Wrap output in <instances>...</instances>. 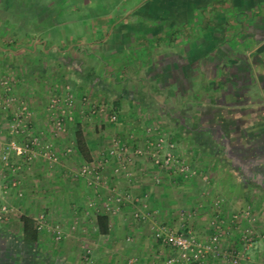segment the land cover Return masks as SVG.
<instances>
[{
    "label": "rangeland",
    "instance_id": "rangeland-1",
    "mask_svg": "<svg viewBox=\"0 0 264 264\" xmlns=\"http://www.w3.org/2000/svg\"><path fill=\"white\" fill-rule=\"evenodd\" d=\"M2 41L0 44L12 43ZM7 52L0 55V145L18 129L15 139H32L35 156L26 163L9 154V163L19 161L23 167L15 187L6 192L0 189L10 207L7 219L0 221V231L19 234L20 215L36 221L43 214L46 223L38 231V248L52 257V264H184L178 251L155 236L161 226L202 243L206 252L199 264H264V185L244 181V171L225 152L227 143L231 150L244 145L247 157V146L263 143L264 118L260 120L259 113L247 124L250 128L241 132L239 141L234 139L237 133H221V124L207 118L214 108L206 107L204 101L193 104L196 117L190 106L182 111L187 115L172 109L158 123L138 110L140 115L122 114L109 125L106 117L112 101L91 89L92 72L87 73L88 69L83 70V82H77L79 60L68 69L56 68L49 64L62 61L56 54ZM195 65L189 69L193 85L196 79L205 83L210 79L215 86L216 81L236 80L233 77L245 63ZM184 71L171 69L182 79ZM247 86L241 82L236 93L225 95L224 105L244 110L249 104ZM180 124L186 130L175 135L174 125L178 129ZM76 127L83 132L91 162L79 160L72 136ZM249 129L253 131H246ZM160 137L166 144H175L174 154L188 165L187 172L152 162V148L145 144ZM84 165L89 169L81 175ZM256 167L264 173L263 163ZM6 168L0 163V173H7ZM225 170L239 179L235 183L240 181L260 195L229 198ZM136 211L146 217L138 219ZM98 213L109 218L107 235L96 226Z\"/></svg>",
    "mask_w": 264,
    "mask_h": 264
},
{
    "label": "crops",
    "instance_id": "crops-1",
    "mask_svg": "<svg viewBox=\"0 0 264 264\" xmlns=\"http://www.w3.org/2000/svg\"><path fill=\"white\" fill-rule=\"evenodd\" d=\"M0 37L12 42L0 44V55L56 54L62 61L49 64L67 69L79 60L77 82L86 77L84 69L92 72L91 89L111 99L119 118L140 110L160 123L172 109L187 115L182 111L190 106L196 117L193 104L204 101L214 108L207 118L221 124V133H237V141L255 114L264 118V0H0ZM197 63L245 66L232 82L212 86L213 80L196 79L193 85L189 69ZM174 68L185 69V78L173 74ZM241 82L248 85L249 104L244 110L225 106V95L236 93ZM176 127L175 135L186 130L183 124ZM243 147L231 150L225 144L227 157L244 171V181L264 185L255 164L258 146H247L252 153L247 157ZM222 173L229 198L258 196L252 187L235 183L231 171Z\"/></svg>",
    "mask_w": 264,
    "mask_h": 264
},
{
    "label": "built area",
    "instance_id": "built-area-1",
    "mask_svg": "<svg viewBox=\"0 0 264 264\" xmlns=\"http://www.w3.org/2000/svg\"><path fill=\"white\" fill-rule=\"evenodd\" d=\"M109 121L114 122L116 120L115 115L110 114L108 116ZM61 125L58 121L57 126ZM60 128V127H57ZM22 131V129H21ZM15 132V130H14ZM20 130L16 129V133L18 134ZM13 135V136H14ZM10 138L5 144L0 145V163L7 165V173H0V189L2 192H6V189L10 186L15 187L18 183L17 174L23 167V164L18 162L9 163V154H16L20 156L24 162L30 163L35 154L33 151V141L30 139L29 141L20 142L15 139V136ZM163 137L155 138L154 140L148 139L146 141L145 147L152 148V152L149 151L152 162L156 166L160 167H171L177 166L180 172L185 173L188 171L189 167L185 164L184 160L179 158L174 154L175 144L173 142L168 141L166 144ZM124 145L122 144L121 147ZM69 150V149H68ZM112 152V151H111ZM138 153H142V150H136ZM56 160V157H54ZM29 168V166H27ZM88 166L84 165L81 167V175H85L88 171ZM19 194H21L19 192ZM10 213L9 205L3 200L2 195L0 194V221H5ZM134 216L138 219L145 218V214L140 211H136ZM35 224L37 231H39L42 227L45 226V218L43 214H40L35 219ZM61 232L58 231L57 238H60ZM155 236L160 239L164 244L178 251L179 258L184 264H199L204 261L205 256V246L198 242L197 239L189 236L187 234H181L178 232H173L166 228L165 226H161V228L156 231ZM215 239V238H214Z\"/></svg>",
    "mask_w": 264,
    "mask_h": 264
},
{
    "label": "trees",
    "instance_id": "trees-1",
    "mask_svg": "<svg viewBox=\"0 0 264 264\" xmlns=\"http://www.w3.org/2000/svg\"><path fill=\"white\" fill-rule=\"evenodd\" d=\"M117 112L119 111L116 108H112L108 110V116L113 114L118 118ZM108 116L106 123L112 125L114 122L109 121ZM72 136L78 157L91 162L90 149L79 127L74 129ZM94 220L99 232L107 235L110 229L108 216L98 213ZM19 221L21 233L9 234L0 231V264H52V257L38 248L39 233L35 221L27 215H20Z\"/></svg>",
    "mask_w": 264,
    "mask_h": 264
},
{
    "label": "flooded vegetation",
    "instance_id": "flooded-vegetation-1",
    "mask_svg": "<svg viewBox=\"0 0 264 264\" xmlns=\"http://www.w3.org/2000/svg\"><path fill=\"white\" fill-rule=\"evenodd\" d=\"M239 151H241V150H239ZM254 152L257 154L255 156V160H256L255 164L256 163H257V165L262 164V163L264 164V141L262 144L258 145V147L254 148ZM248 153L250 154L251 151H248ZM260 171L263 172L262 170H260Z\"/></svg>",
    "mask_w": 264,
    "mask_h": 264
}]
</instances>
